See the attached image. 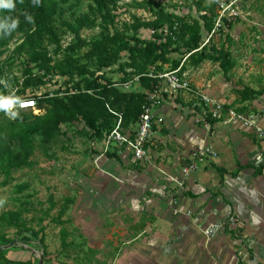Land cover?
Returning a JSON list of instances; mask_svg holds the SVG:
<instances>
[{
  "label": "rangeland",
  "instance_id": "1",
  "mask_svg": "<svg viewBox=\"0 0 264 264\" xmlns=\"http://www.w3.org/2000/svg\"><path fill=\"white\" fill-rule=\"evenodd\" d=\"M53 2L59 3L55 26L65 50L77 41L64 24L87 14L90 2ZM223 2L235 3L234 12L215 34L205 32L203 45L228 51L233 67L225 76L219 64H187L186 77L209 103L163 91L154 97V113L164 121L150 163L127 155L120 156L121 162L108 158L101 142L76 123L63 126L50 143L36 137L28 166L8 176L0 168V216L21 211L27 224L21 231L0 227V250L7 259L30 264H264V175L238 170L239 163L264 164V95L246 103L237 95L243 87L264 90V0H123L113 19L107 24L96 20L80 36L91 42L103 33L120 32L150 39L151 30L134 26L155 22L157 4L194 21L205 14L202 8ZM168 32L166 26L159 33ZM24 39L18 35L0 51V99L18 92L27 69L43 84L28 88L23 97L58 91L63 97L67 89L75 91L77 79L66 84L68 77L47 74L31 62L21 48ZM49 50L55 54V46ZM87 51L75 53L82 64L88 62ZM123 57L121 64L127 62V54ZM88 65L97 69L94 61ZM130 71L116 64L99 74L121 93L145 92ZM243 108L244 113L238 112ZM39 110L28 112L45 114ZM232 112L246 119H233ZM17 115L0 111V147L18 149L12 139ZM217 167L227 174L220 176ZM187 192L199 197L188 199ZM68 198L74 203L62 213Z\"/></svg>",
  "mask_w": 264,
  "mask_h": 264
},
{
  "label": "trees",
  "instance_id": "2",
  "mask_svg": "<svg viewBox=\"0 0 264 264\" xmlns=\"http://www.w3.org/2000/svg\"><path fill=\"white\" fill-rule=\"evenodd\" d=\"M66 3L70 0H61ZM90 2L89 12L80 16L75 23H65L64 27L71 32L76 43L67 49H63L62 38L55 26L56 17L59 14V3H49V0H14L13 10H0V22L5 18L8 23L17 20L18 26L9 34L0 32V51L18 36L24 35L25 39L21 45L31 56V62L37 65L40 70H46L47 74L59 73L69 79L70 84L75 79V91L67 89L66 94L61 97L60 91L53 97L45 95L38 97L31 95L23 97L26 90L31 87H39L43 84L42 77L34 76L32 70L25 71V80L12 97L17 101L26 99H37L41 102L39 109L46 110L44 115H34L30 110L15 109L18 115L16 131L12 133V139L18 144L15 149L11 144L0 147V168L7 176L13 171L28 166L29 158L34 150L36 137H41L45 143H50L60 132L63 126H70L76 123L83 124V130L91 133L94 139L102 142L105 135L117 124V113L122 116L123 127L131 129L140 120L145 108L151 107L154 99L151 95L155 92L159 81L147 77L152 68L155 74L176 71L182 64V72L187 64L199 66L206 61L219 64L225 76H228L232 69V61L228 51L225 49L209 50L207 47L200 50L203 44L205 32H211L217 16L218 6L213 3L202 8L205 12L200 20L190 21L189 18H182L166 13L161 5L157 4V20L153 23H139L136 29H148L155 34L150 39L134 35L132 37L115 32L103 33L101 39L87 42L81 39V32L86 28L93 27L96 20L102 18V24H107L113 19L112 13L118 10L123 0H88ZM202 4V3H201ZM200 4V6H201ZM31 17V20L28 19ZM138 21V20H136ZM177 25L176 32L173 31ZM169 28L170 34L159 33ZM164 32V31H162ZM50 46H55V54H51ZM88 49L86 57L88 62L82 64L75 53L78 49ZM123 54H127V62L121 64ZM180 55L177 59L172 55ZM186 59L183 61V59ZM96 63V70L92 71L88 64ZM120 64L121 70L130 68L129 75L141 77V89L145 92L136 94L121 93L112 84L105 81V74H99L103 69ZM239 99L243 102H250L264 95V90L256 91L250 87H243L237 92ZM45 104V106L43 105ZM7 109H0L5 112ZM244 113L245 110L239 109ZM212 124L215 122L212 121ZM20 126V127H19ZM156 130V128H155ZM107 157L121 162L120 156L108 153ZM139 164V163H138ZM239 172L245 169H255V175L261 176L264 173V164L259 168L254 165L243 166L238 164ZM220 176L224 177L227 171L223 168H216ZM236 176V175H234ZM184 197L197 199L199 196L187 192ZM74 203V199H66L62 213ZM27 226L22 219L21 211H13L0 216V227L18 229L21 231ZM47 257V253L44 252ZM0 264H30L13 262L7 259L3 250H0Z\"/></svg>",
  "mask_w": 264,
  "mask_h": 264
},
{
  "label": "built area",
  "instance_id": "3",
  "mask_svg": "<svg viewBox=\"0 0 264 264\" xmlns=\"http://www.w3.org/2000/svg\"><path fill=\"white\" fill-rule=\"evenodd\" d=\"M233 5L235 3L223 2L218 4L219 14L214 22V27L211 32L216 33V29L222 28L225 25V20H229V15L234 12ZM235 14V13H234ZM153 35L154 31L151 32ZM211 34V33H210ZM207 44L201 46L200 50L206 48ZM183 64L173 72L155 74L149 73L146 75L149 78L156 79L159 81V86L155 89V92L151 95V98L154 97L159 92H164L170 97L190 96L192 98L200 99L202 102L209 103L210 99L207 95L199 93L196 89L192 87L191 82L186 77L185 73L182 72ZM141 77H136L134 82H140ZM132 85H126V88H130ZM53 97V96H50ZM21 103H25V107H21L19 101L13 106L14 109L20 110H36L38 108L37 99H26L21 100ZM118 116V121L113 130L105 135L104 140L101 142L103 153H114L118 156L127 155L132 157L135 162L142 164L150 163L152 161V148L155 146L157 141L156 139V130L155 128L160 126L164 121L162 117L154 113L153 105L151 107L145 108L143 115L137 124L131 129H125L123 127L122 116L114 113ZM233 119L244 120L246 119L242 115H238L232 112ZM249 122V121H248ZM248 125H252L249 122Z\"/></svg>",
  "mask_w": 264,
  "mask_h": 264
},
{
  "label": "clouds",
  "instance_id": "4",
  "mask_svg": "<svg viewBox=\"0 0 264 264\" xmlns=\"http://www.w3.org/2000/svg\"><path fill=\"white\" fill-rule=\"evenodd\" d=\"M14 8V0H0V9L13 10ZM8 19L10 18H5L2 22H0V32H3L5 35L9 34L12 30L16 29L19 23L17 20H12L11 23H8ZM28 19L31 20V17H28ZM15 104H17L16 99H0V109H7L12 116L17 115V113L11 111L12 107ZM19 104L21 107L26 106L25 103H21L20 101Z\"/></svg>",
  "mask_w": 264,
  "mask_h": 264
},
{
  "label": "crops",
  "instance_id": "5",
  "mask_svg": "<svg viewBox=\"0 0 264 264\" xmlns=\"http://www.w3.org/2000/svg\"><path fill=\"white\" fill-rule=\"evenodd\" d=\"M178 98H183V96H181L180 95V97H178ZM262 127L264 128V122L262 123ZM156 139H157V141H156V143H155V146H153V148H152V156L154 155V151H155V149H158L159 148V142H158V140H160V136H159V129H158V127H156ZM252 147L254 148V146L252 145ZM251 152H256L255 150H250L249 151V153H251ZM239 164H241V165H243V166H247V165H249V164H251V163H249V162H246V164H242V163H239ZM251 165H254V164H251ZM263 175H264V173H263ZM263 175H261V176H263Z\"/></svg>",
  "mask_w": 264,
  "mask_h": 264
}]
</instances>
